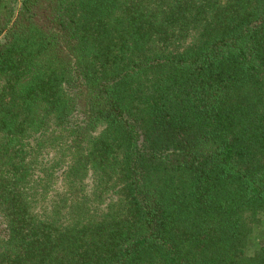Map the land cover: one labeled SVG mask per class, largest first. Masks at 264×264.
I'll return each instance as SVG.
<instances>
[{
  "label": "trees",
  "instance_id": "trees-1",
  "mask_svg": "<svg viewBox=\"0 0 264 264\" xmlns=\"http://www.w3.org/2000/svg\"><path fill=\"white\" fill-rule=\"evenodd\" d=\"M0 264H264V0H0Z\"/></svg>",
  "mask_w": 264,
  "mask_h": 264
}]
</instances>
